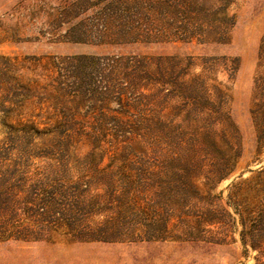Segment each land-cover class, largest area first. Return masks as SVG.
I'll use <instances>...</instances> for the list:
<instances>
[{"label":"rangeland","instance_id":"obj_1","mask_svg":"<svg viewBox=\"0 0 264 264\" xmlns=\"http://www.w3.org/2000/svg\"><path fill=\"white\" fill-rule=\"evenodd\" d=\"M263 168L264 0H0V264H256Z\"/></svg>","mask_w":264,"mask_h":264},{"label":"trees","instance_id":"obj_2","mask_svg":"<svg viewBox=\"0 0 264 264\" xmlns=\"http://www.w3.org/2000/svg\"><path fill=\"white\" fill-rule=\"evenodd\" d=\"M260 173H264V168L260 171ZM242 242L247 250L251 248L254 251H259V254L256 257V264H264L262 258L264 257V235L259 237V239H253L251 235H243Z\"/></svg>","mask_w":264,"mask_h":264}]
</instances>
